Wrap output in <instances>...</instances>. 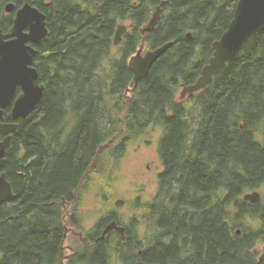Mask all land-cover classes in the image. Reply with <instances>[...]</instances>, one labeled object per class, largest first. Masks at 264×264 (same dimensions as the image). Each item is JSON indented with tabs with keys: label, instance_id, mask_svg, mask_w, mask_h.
<instances>
[{
	"label": "trees",
	"instance_id": "trees-1",
	"mask_svg": "<svg viewBox=\"0 0 264 264\" xmlns=\"http://www.w3.org/2000/svg\"><path fill=\"white\" fill-rule=\"evenodd\" d=\"M11 1L37 6L50 33L37 45L35 62L46 90L30 116L18 120L4 168L16 197L0 204V264H62L66 221L82 229L80 212L75 207L68 218V205L96 158L105 157L121 112L129 138L150 125L164 128L158 190L143 205L153 232L147 241L128 227L125 239L113 234L97 242L88 234L78 264H111L113 253L120 264H262L256 247L264 243V197L252 204L243 195L264 188V30L190 95L193 105L176 99L213 56L238 0H0L4 32L13 25L14 13L4 10ZM157 10L156 24L142 31ZM125 20L132 32L106 73ZM144 36L152 49L174 45L127 98L134 87L127 59ZM125 141L114 148L116 158ZM112 220L120 224L103 218L97 234Z\"/></svg>",
	"mask_w": 264,
	"mask_h": 264
},
{
	"label": "water",
	"instance_id": "water-1",
	"mask_svg": "<svg viewBox=\"0 0 264 264\" xmlns=\"http://www.w3.org/2000/svg\"><path fill=\"white\" fill-rule=\"evenodd\" d=\"M4 10L7 14L14 13V20L8 32L0 29V129L7 135L4 140H0V170L6 164V151L11 146L13 133L19 128L17 122H3L4 110L12 105L19 86L23 92L14 101L12 107L14 120L27 118L41 103L46 86L41 82L38 68L33 66L38 49L32 44L41 43L50 33L46 14L32 3L26 2L18 7L11 1L5 4ZM263 30L264 0H238L228 29L213 43V56L194 83L182 85L181 97L185 98L205 89L237 56L242 47ZM127 32V25L120 23L115 33L114 45H120ZM187 37L191 38L192 33L189 32ZM173 45L174 41H169L146 53L140 48L131 56L128 65L134 73L133 90H136L139 82L149 74L153 65ZM15 197L16 194L6 173H0V204ZM243 198L245 201L257 204L262 199V193L259 190L250 191L245 193ZM114 229H119L121 232L126 230L117 220H112L106 225L99 239L104 240L107 233ZM238 233L240 234L241 230H238ZM260 261L264 264V253L260 256ZM62 264H65L64 261Z\"/></svg>",
	"mask_w": 264,
	"mask_h": 264
},
{
	"label": "rangeland",
	"instance_id": "rangeland-1",
	"mask_svg": "<svg viewBox=\"0 0 264 264\" xmlns=\"http://www.w3.org/2000/svg\"><path fill=\"white\" fill-rule=\"evenodd\" d=\"M159 13L157 10L153 14L151 21L143 27L142 31H147L156 24ZM121 23H125L128 32H132L130 20ZM123 45V41L120 45H114L111 54L103 64L106 73L112 70L115 60L122 57ZM140 48H143V53L152 49L146 41V36L139 43L137 50ZM131 56L128 57L127 62ZM133 88L130 87L129 91L126 92L127 98L130 97ZM182 89V86L178 89L176 99L178 101L184 100L190 106L193 105L194 99H191V94L181 99ZM120 117L122 123L117 128V134L102 149V154L105 157L100 155L99 158H96L95 168L86 176L85 181L78 189L76 201L68 205V218L74 215L73 209L75 207L80 212L77 217L82 229H77L70 220L66 221V238L63 241L65 247L63 261L65 264H69L71 261L78 264L76 261L78 260L77 253L85 248V236L94 235L96 240L102 236L103 232L97 234V226L103 218L115 216L119 220L120 226L132 228L133 232H137L135 235L143 241H147L153 232L143 205L153 201L158 190V176L163 171L159 144L164 135V128L159 124L150 125L136 136L129 138L130 131L125 120L126 113L121 112ZM73 119L70 116L67 120L70 129H73ZM125 138L124 151L122 155L116 158L113 155L115 153L114 148ZM260 139L262 140L263 136ZM101 157L106 158L105 162L101 160ZM101 166L105 168V176H101ZM259 191L264 197V188L259 189ZM258 225L259 223L256 221L255 226ZM116 230L117 233L108 232L104 240L99 239L97 242H105L113 234L119 239L126 238L127 230L124 232L119 229ZM256 251L260 258L264 253V243L258 244ZM111 264H120L115 253L112 255Z\"/></svg>",
	"mask_w": 264,
	"mask_h": 264
},
{
	"label": "flooded vegetation",
	"instance_id": "flooded-vegetation-1",
	"mask_svg": "<svg viewBox=\"0 0 264 264\" xmlns=\"http://www.w3.org/2000/svg\"><path fill=\"white\" fill-rule=\"evenodd\" d=\"M8 32V31H7ZM40 44V43H39ZM39 44H32L35 48L37 47V45H39ZM37 49H38V47H37ZM38 52H39V50H38ZM37 55H38V53H37ZM37 55L35 56V58H34V63H33V66H35V62H36V58H37ZM36 67V66H35ZM22 88H21V86H19L18 87V89H17V91H16V95H15V99H14V101L17 99V97H19L21 94H22ZM14 101H13V103H12V105L10 106V107H8V108H6L5 110H4V119H3V122H17L18 123V120L19 119H22V118H19L18 120H14L13 119V117H12V107H13V104H14ZM19 124V123H18ZM0 135H1V137H0V140H4L5 138H6V134H4V132H3V130L2 129H0ZM13 136H14V133H13ZM12 142H13V138H12ZM12 142H11V145H12ZM11 147V146H10ZM10 147L8 148V150L6 151V162H7V155H8V151H9V149H10ZM5 166H6V164H5ZM5 166L0 170L1 172L0 173H2V172H5V170H4V168H5ZM6 173V172H5ZM7 175V174H6ZM8 178V177H7ZM9 201H11V200H9ZM5 202H7V201H5ZM126 231V230H125ZM113 232H115V233H117V230L115 229ZM81 235V234H80ZM82 237V236H81ZM86 237H84V239H85ZM98 240V239H97ZM62 262H63V260H62Z\"/></svg>",
	"mask_w": 264,
	"mask_h": 264
},
{
	"label": "bare ground",
	"instance_id": "bare-ground-1",
	"mask_svg": "<svg viewBox=\"0 0 264 264\" xmlns=\"http://www.w3.org/2000/svg\"><path fill=\"white\" fill-rule=\"evenodd\" d=\"M230 20V19H229ZM116 30V29H115ZM35 45V44H34ZM37 48V47H36ZM167 53V52H166ZM212 57V56H211ZM131 58V57H130ZM65 68V67H64ZM62 69V68H61ZM220 74V73H219ZM134 78V77H133ZM198 79V78H197ZM140 83V82H139ZM204 90V89H203ZM200 92V91H199ZM181 99H184L181 97ZM94 131V130H93ZM73 133V132H72ZM5 134V133H4ZM102 140V139H101ZM8 150V149H7ZM216 157V156H215ZM178 161V160H177ZM1 172V171H0ZM170 186V185H169ZM244 196V195H243ZM109 220V219H108ZM106 223V222H105ZM106 225V224H105ZM126 228V227H125ZM120 234V233H119ZM65 248V247H64ZM260 259V258H259Z\"/></svg>",
	"mask_w": 264,
	"mask_h": 264
}]
</instances>
